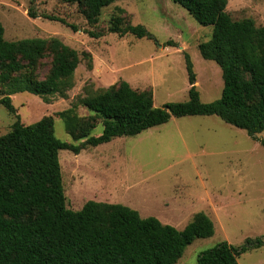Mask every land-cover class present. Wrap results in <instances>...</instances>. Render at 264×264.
<instances>
[{
	"label": "rangeland",
	"instance_id": "374dc122",
	"mask_svg": "<svg viewBox=\"0 0 264 264\" xmlns=\"http://www.w3.org/2000/svg\"><path fill=\"white\" fill-rule=\"evenodd\" d=\"M31 7L39 15L36 19L28 15ZM227 11L233 20L250 18L258 27L264 26V0H228ZM114 16L125 24L144 26L152 38L109 33ZM0 21L7 41L58 39L80 55L71 86L63 95L50 96L48 102L30 93L13 95L15 114L0 105V137L10 132L18 117L24 125L53 117L55 136L80 145L85 140L75 141L58 114L70 110L76 121L96 125L92 136L100 135L102 121L80 101L122 81L135 90L151 91L156 108L185 102L191 87L185 54L194 65L201 101L214 102L222 95L221 68L203 59L198 48L210 39L213 27L198 24L172 0H121L105 8L94 26L76 5L59 0H0ZM89 31L101 37L93 38ZM52 64L53 54L47 51L33 76L46 78ZM262 140L264 132L255 140L217 116H188L172 117L138 136L86 146L78 155L62 150L66 205L78 211L88 201L121 204L142 218L154 217L178 230L204 213L214 223V235L195 240L177 264H196L201 253L222 242L241 247L249 239L263 244L241 255L238 264H264Z\"/></svg>",
	"mask_w": 264,
	"mask_h": 264
},
{
	"label": "trees",
	"instance_id": "16d2710c",
	"mask_svg": "<svg viewBox=\"0 0 264 264\" xmlns=\"http://www.w3.org/2000/svg\"><path fill=\"white\" fill-rule=\"evenodd\" d=\"M59 1L76 5L94 26L105 8L121 0ZM172 1L198 24L213 27L210 39L198 48L203 59L214 61L222 70L221 97L210 103L201 101L194 65L185 54L191 86L185 102L156 108L151 91L135 90L122 81L80 101L102 121L100 135L92 136L96 125L76 121L70 110L59 113L68 134L75 141L85 140L80 145L55 136L53 117L31 125L22 124L18 117L10 132L0 137V264H177L195 240L214 235V223L204 213L178 230L157 218H142L121 204L88 201L81 210H71L62 183L60 151L78 155L86 146L138 136L172 117L217 116L255 140L264 132V26L258 27L250 18L233 20L227 11L228 0ZM28 15L32 19L39 16L32 7ZM108 32L152 38L144 26L125 24L119 16L111 18ZM88 34L101 37L91 31ZM4 35L0 21V105L9 113H16L13 95L30 93L48 102L50 96L63 95L69 89L80 64L76 50L58 39L7 41ZM47 51L53 54L51 71L46 78L37 79L33 71ZM261 144L264 146V140ZM262 244L259 239H249L241 247L222 242L201 253L196 264H238L241 255Z\"/></svg>",
	"mask_w": 264,
	"mask_h": 264
}]
</instances>
